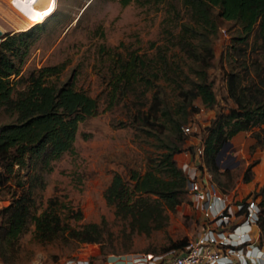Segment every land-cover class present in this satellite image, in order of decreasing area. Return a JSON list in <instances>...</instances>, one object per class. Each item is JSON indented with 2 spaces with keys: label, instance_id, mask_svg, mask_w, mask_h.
<instances>
[{
  "label": "rangeland",
  "instance_id": "374dc122",
  "mask_svg": "<svg viewBox=\"0 0 264 264\" xmlns=\"http://www.w3.org/2000/svg\"><path fill=\"white\" fill-rule=\"evenodd\" d=\"M217 12L212 9L214 25L202 27L180 0H53L51 10L30 25L40 22L42 30L30 46L19 76L24 79L36 68L63 63L57 85L72 79L75 89L95 98L97 113L77 124L73 149L51 160L49 170L42 164L30 172L14 167L19 176L0 188L1 209L14 188L8 184L16 178L30 184V217L6 246V264H60L64 260L118 264L127 255L179 253L193 240L199 218L186 192L172 207L145 195V200L118 205L108 202L104 193L114 174L126 184H131L132 171L142 174L151 159L179 134L175 123L192 130L184 135L181 151L174 155L175 164L193 162L202 128L217 110L234 107L227 93L229 74L236 76L237 89L249 87L264 94V51L254 35L256 30L240 40L239 26L217 17ZM26 23L8 0H0L3 35L29 28ZM182 25L206 34L211 49L206 75L215 95L212 108L196 98L191 103L195 111L182 109L181 90L187 88V80L195 79L196 56L208 57L200 44L201 35L190 36ZM184 42L192 44L195 55L181 47ZM133 53L146 60L148 78L154 85L145 91L142 83H135L133 89L118 91V102L108 108L117 54L118 60H124ZM23 88L25 82L21 81L14 90ZM153 93L160 98L156 113L148 109L154 102ZM146 116L154 123H146ZM10 118L2 112L0 124ZM259 129L238 132L222 145L215 157L216 173L204 168L231 201L259 200L256 193L264 182V147L251 148L255 143L252 132ZM43 210L51 212L57 225L52 231L35 232L31 216ZM86 224L98 227L97 242L76 237V231ZM259 264H264V255Z\"/></svg>",
  "mask_w": 264,
  "mask_h": 264
},
{
  "label": "trees",
  "instance_id": "16d2710c",
  "mask_svg": "<svg viewBox=\"0 0 264 264\" xmlns=\"http://www.w3.org/2000/svg\"><path fill=\"white\" fill-rule=\"evenodd\" d=\"M127 0H122L125 3ZM158 1V0H145ZM188 8L193 21L202 27L214 25L212 9H217V17L235 22L242 33L243 40L254 29L259 40V48L264 51V0H180ZM41 19V18H39ZM181 29L190 36L201 35L200 44L208 52V57L198 58L199 67L193 70L194 80H187V88L182 91L183 111L191 106L194 99L208 108L215 104V95L207 80L206 68L211 57L206 34H200L194 28L182 25ZM42 30V24H34L17 32L5 33L0 40V114L11 117L9 122L0 124V188L7 185L18 175L16 168L24 167L30 172L37 164L49 170V162L58 159L62 153L73 149L77 124L87 117L95 116L97 103L95 98L82 90L74 88L73 80L57 85L56 78L63 69V63L45 65L32 70L26 78L19 75L21 66L32 43ZM186 51L195 55L190 42L182 43ZM114 70L109 82L107 107L118 102V91L135 88V83L143 85L147 91L154 83L148 78L149 69L146 60L138 54H129L124 60H115ZM153 75H156L153 72ZM235 75L229 74L227 93L234 107L225 111L217 110L208 125L202 128L200 138L202 145L201 163L210 172L218 171L215 157L222 145L232 136L252 127H260L252 132L255 143L264 147V94L251 88H238ZM14 79V80H13ZM23 79V80H22ZM144 79V80H143ZM25 82L23 90H14L15 84ZM152 103L148 109H160V98L153 93ZM157 101V102H155ZM148 124H153L151 117H145ZM184 121V120H183ZM182 123H175L174 129L179 134L165 144L164 149L155 159H151L142 174L132 171L131 184L122 182L119 175L112 176L104 197L108 202L128 205L130 201L145 200V196H155L168 206L180 203L186 192V177L176 166L174 155L181 151L184 134ZM181 131V133H180ZM29 176V175H28ZM17 180L10 188V201L0 209V261H8L5 256L6 246L24 227L29 215L28 190L30 184ZM9 187V186H8ZM256 196L259 207L256 222L258 245L264 247V182ZM35 232L52 231L57 222L51 212L43 210L32 215ZM76 231V237L82 242H97L99 230L95 224H86ZM186 243L182 246L184 247Z\"/></svg>",
  "mask_w": 264,
  "mask_h": 264
},
{
  "label": "built area",
  "instance_id": "2783aa9c",
  "mask_svg": "<svg viewBox=\"0 0 264 264\" xmlns=\"http://www.w3.org/2000/svg\"><path fill=\"white\" fill-rule=\"evenodd\" d=\"M182 132L190 135L188 125ZM201 141L195 148L196 159L180 161L185 175V190L197 211L199 229L179 253L136 254L120 257L118 264H259L264 255L256 239L259 207L250 197L231 201L207 177L201 163ZM201 168V169H200ZM0 264H3L0 262ZM60 264H88L81 260H64Z\"/></svg>",
  "mask_w": 264,
  "mask_h": 264
},
{
  "label": "bare ground",
  "instance_id": "6f19581e",
  "mask_svg": "<svg viewBox=\"0 0 264 264\" xmlns=\"http://www.w3.org/2000/svg\"><path fill=\"white\" fill-rule=\"evenodd\" d=\"M8 3L22 15L30 27L34 21L51 10L53 0H8Z\"/></svg>",
  "mask_w": 264,
  "mask_h": 264
},
{
  "label": "water",
  "instance_id": "95a60500",
  "mask_svg": "<svg viewBox=\"0 0 264 264\" xmlns=\"http://www.w3.org/2000/svg\"><path fill=\"white\" fill-rule=\"evenodd\" d=\"M2 35H3V33L0 31V38H1Z\"/></svg>",
  "mask_w": 264,
  "mask_h": 264
},
{
  "label": "crops",
  "instance_id": "0c3cea01",
  "mask_svg": "<svg viewBox=\"0 0 264 264\" xmlns=\"http://www.w3.org/2000/svg\"><path fill=\"white\" fill-rule=\"evenodd\" d=\"M258 231V230H257Z\"/></svg>",
  "mask_w": 264,
  "mask_h": 264
}]
</instances>
